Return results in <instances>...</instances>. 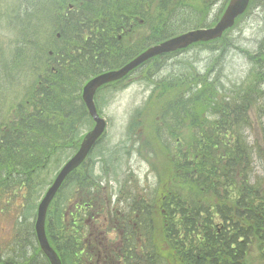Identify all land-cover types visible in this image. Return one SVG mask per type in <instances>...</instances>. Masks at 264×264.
Here are the masks:
<instances>
[{
    "label": "trees",
    "instance_id": "obj_1",
    "mask_svg": "<svg viewBox=\"0 0 264 264\" xmlns=\"http://www.w3.org/2000/svg\"><path fill=\"white\" fill-rule=\"evenodd\" d=\"M255 1L250 0L249 7ZM209 2H20L7 18V26L19 31L12 51L18 58L0 60V203L2 196L7 198L15 190L31 189L30 180L38 182L41 173L51 175L45 182L49 186L59 169L49 172V160L58 152L71 155L76 150L83 133L93 125L80 98L88 79L120 67L167 38L213 26L227 0L213 19H208ZM9 15L7 11L5 16ZM130 26L133 33L147 27L134 45H126L129 36L121 34ZM44 32L50 34L46 50L39 47ZM224 38L225 34L184 50L205 47L217 52L203 72L187 63L178 73L156 79L164 66L162 60L172 55L150 59L133 71L140 70L142 81L153 86L146 100L153 111L146 115L144 108H136L127 131L140 130L139 149L163 159L164 167L157 175L162 186L139 195L134 190L136 195L128 197L130 182L124 180L127 202L121 209L136 214L118 216L117 228L123 241L141 245L122 247L123 253L101 258L99 264H170L177 258L185 264H242L249 241L264 242V171H256V163L264 170V129L259 128L251 144L245 133L251 127V112L258 121L264 115V38L254 53H245L251 81L235 83L228 90L220 84L227 50ZM29 67L35 70V83L21 95V101L8 104L11 87H19ZM126 78L98 92L120 89ZM95 106L101 113L97 100ZM109 196L88 161L65 180L45 221L47 240L62 264H91V260L97 264L93 252L100 242L93 250L88 226L97 225L102 232ZM155 205L166 214L160 236L166 244L163 250L153 244L151 211ZM0 264H48L32 224H21L7 247L0 249Z\"/></svg>",
    "mask_w": 264,
    "mask_h": 264
},
{
    "label": "rangeland",
    "instance_id": "obj_2",
    "mask_svg": "<svg viewBox=\"0 0 264 264\" xmlns=\"http://www.w3.org/2000/svg\"><path fill=\"white\" fill-rule=\"evenodd\" d=\"M23 0H0V60H8L9 58H18L17 53L12 52L15 46V38L18 37L19 31L14 27V32L10 26H7V18L14 12V8ZM224 0H210V13L208 19H213L218 10L223 6ZM227 2H225L226 6ZM9 11L10 15L5 16ZM147 33V27L141 26L126 40V45L137 44L140 36ZM138 38V39H137ZM264 38V1L256 0L249 7L248 13L240 19L235 26L225 34V44L227 50L224 53L221 62V86L225 89H231L233 84H244L251 81L250 68L251 64L245 57V53H254ZM50 40V34L44 32L39 40V47L47 49ZM137 40V41H136ZM17 46V45H16ZM217 52H211L205 47H193L185 52L176 54L164 60L162 63L163 69L160 70L157 79L165 78L172 72L178 73L185 64L196 68L199 72L204 71V66L215 56ZM210 58V59H209ZM220 64V63H219ZM189 66V67H190ZM36 81L35 70L31 67L24 72V76L20 78L19 87H11V92L7 96L8 104H15L21 101V97L30 89V84ZM9 82V81H8ZM10 83V82H9ZM124 86L120 89H105L100 91L96 100L101 106V115L106 120L107 126L101 145L94 150L90 161L94 173L101 179V186L106 187L108 193L110 190L115 192L112 195V201L117 203L118 210L126 205V191H122L124 180H129L128 197L140 194V191L149 193L152 189H157L162 186V181L157 179L161 175V169L164 167V161L161 157L157 158L154 152L150 156L146 155L147 149H140L130 153V157L126 160L127 150L131 149L135 139H129L131 131H127L131 121L132 114L136 108H144L145 114L148 115L151 107H147L146 101L151 92L148 86L140 77V71H137L129 76L125 81ZM23 94V95H22ZM22 95V96H21ZM251 127L245 133L248 135L250 144L256 138L259 128L264 129V115L258 121L253 114L249 115ZM260 125V127H259ZM69 151L58 152L49 160L48 171L52 172L62 166V164L70 157ZM55 161V164L52 162ZM108 164L105 165L104 163ZM121 163V164H120ZM256 171L263 173L264 170L258 168L256 163ZM41 178L38 182L32 183L30 180L31 189L27 191L15 190L9 196H2L0 203V246L5 248L9 240L19 230L20 225L28 227L34 225L37 204L43 195L45 182L51 175L41 173ZM34 178V177H32ZM35 179V178H34ZM136 188L133 189V186ZM119 186L121 192L118 193ZM45 187V188H44ZM133 189V190H131ZM232 190H228L230 194ZM158 197V196H157ZM121 202H119V200ZM156 201V197H154ZM164 210L159 211L158 206H153L151 222L153 223L154 238L153 244L158 247V250H163L166 247L162 243L160 236L162 227L166 221L163 218ZM118 215L113 214L104 217L103 225L100 228L107 230L110 235L114 236L117 242H121L120 236L117 234V225L119 223ZM91 226V227H90ZM90 227V228H89ZM97 225H89V231L96 228ZM159 227V229H158ZM99 228V227H98ZM88 235V233H87ZM104 237H111L104 234ZM131 241V240H130ZM134 243V242H132ZM242 264H264V242L257 239L250 240L247 246L246 256L241 261ZM170 264H185L183 258H177L170 261Z\"/></svg>",
    "mask_w": 264,
    "mask_h": 264
},
{
    "label": "water",
    "instance_id": "obj_3",
    "mask_svg": "<svg viewBox=\"0 0 264 264\" xmlns=\"http://www.w3.org/2000/svg\"><path fill=\"white\" fill-rule=\"evenodd\" d=\"M248 3L249 0H229L220 19L212 28L192 30L149 47L122 67L102 72L91 78L84 85L82 88V101L94 126L82 138L77 152L59 170L37 206L34 224L35 236L40 251L50 264H61V262L55 251L49 246L44 232L45 215L48 206L65 178L84 161L105 129V121L98 115L93 101L96 91L104 85L123 79L136 67L153 57L183 50L195 43H204L220 38L226 30L234 25L236 18L244 13Z\"/></svg>",
    "mask_w": 264,
    "mask_h": 264
},
{
    "label": "flooded vegetation",
    "instance_id": "obj_4",
    "mask_svg": "<svg viewBox=\"0 0 264 264\" xmlns=\"http://www.w3.org/2000/svg\"><path fill=\"white\" fill-rule=\"evenodd\" d=\"M130 27L127 29V33H130ZM119 39V37H118ZM110 213V212H108ZM115 214H120V215H130V216H135L136 211L133 210H124V211H118V210H114ZM125 245H130L128 242H115V241H109V240H105L104 242L100 243V249L97 250V252H93V256H95L96 262H99L101 258H107V257H111L113 255V251L115 248L117 247H121V246H125ZM124 252L121 249H116V253H122Z\"/></svg>",
    "mask_w": 264,
    "mask_h": 264
}]
</instances>
